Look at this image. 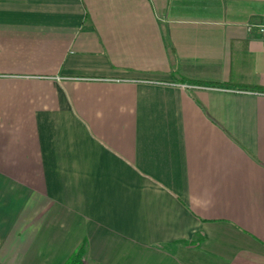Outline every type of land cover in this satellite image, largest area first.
<instances>
[{
  "label": "crops",
  "instance_id": "crops-1",
  "mask_svg": "<svg viewBox=\"0 0 264 264\" xmlns=\"http://www.w3.org/2000/svg\"><path fill=\"white\" fill-rule=\"evenodd\" d=\"M264 0H0V261L264 264Z\"/></svg>",
  "mask_w": 264,
  "mask_h": 264
},
{
  "label": "trees",
  "instance_id": "trees-1",
  "mask_svg": "<svg viewBox=\"0 0 264 264\" xmlns=\"http://www.w3.org/2000/svg\"><path fill=\"white\" fill-rule=\"evenodd\" d=\"M87 253V245L83 243L77 251L64 264H86L85 257ZM0 264H3L0 261Z\"/></svg>",
  "mask_w": 264,
  "mask_h": 264
},
{
  "label": "built area",
  "instance_id": "built-area-1",
  "mask_svg": "<svg viewBox=\"0 0 264 264\" xmlns=\"http://www.w3.org/2000/svg\"><path fill=\"white\" fill-rule=\"evenodd\" d=\"M249 31L257 32L260 35H264V23H251L248 26Z\"/></svg>",
  "mask_w": 264,
  "mask_h": 264
}]
</instances>
